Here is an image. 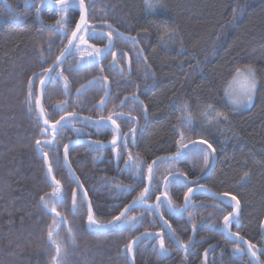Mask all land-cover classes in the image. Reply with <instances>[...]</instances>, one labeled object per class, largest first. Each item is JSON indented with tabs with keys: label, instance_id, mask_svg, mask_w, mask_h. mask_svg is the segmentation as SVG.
I'll return each instance as SVG.
<instances>
[{
	"label": "trees",
	"instance_id": "1",
	"mask_svg": "<svg viewBox=\"0 0 264 264\" xmlns=\"http://www.w3.org/2000/svg\"><path fill=\"white\" fill-rule=\"evenodd\" d=\"M162 3V9L148 11L144 0H85L91 28L110 24L125 34L114 36L115 47H122L130 56L132 94L141 99V105L131 110L136 121L146 126L136 132L135 145L129 141L131 148L118 150L119 160L112 149L82 143L69 150L70 163L89 195L95 219L100 223L111 221L148 185L146 177L141 185L125 170L128 152L147 164L157 157L174 155L179 140L174 127L182 116L179 105L187 101L193 119L190 126L181 127L183 143L190 147L193 141L207 140L215 151L201 145L209 153L207 165L202 155L194 154L174 164L157 161L152 165L154 173L168 180L172 179L171 173H182L189 181L198 180L215 192L236 195L241 226L233 223L231 229L259 247L258 259L264 264V0ZM58 9L45 0H0V264H52L56 254L47 237L55 213H49L40 200L45 194L46 199L54 195L55 189L47 175L45 156L36 147L38 139L55 178L61 181V193L74 191L77 196L75 212L70 198L63 203L49 201L67 218L56 229L63 242L61 264H131V258L135 264H245L237 256L240 242L221 228L222 217L232 208L224 207L204 191L196 192L192 204L179 215L170 213L165 205L159 209L164 219L146 207H136L126 214L143 218L135 228L126 225L105 231L88 227L86 202L65 166L63 145L83 133L104 141L111 140L113 133L98 132L92 125L75 120L53 142L51 133L39 134L37 106L36 111L28 106L30 82L35 85L36 100L38 96L39 83L34 74L50 68L67 45L61 33L50 30L60 19ZM65 15L69 23L63 27L70 35L80 11L73 8ZM88 41L107 43L100 35ZM83 48L62 62L68 93L63 78L46 85L43 108L50 122L70 112L107 117L122 101L120 87L125 88L123 79L127 76H108L111 55L99 64L77 68L90 51ZM245 66L254 68L258 87L251 105L239 108L228 103L226 90L235 69ZM101 75L108 76L112 86L104 107H100L107 90L104 81L79 90ZM57 105L65 110L60 111ZM208 105L223 112L227 120L205 119L202 110ZM117 123L122 125L121 120ZM135 125H128L125 131ZM103 151L114 159L110 165L101 160ZM121 185H131L135 190L121 193L117 191ZM188 187L174 185L168 189L172 204L183 206ZM165 221L182 246L169 237ZM156 233L164 238L166 254H161L158 242L150 241L156 239L151 235ZM139 235L130 253L126 246Z\"/></svg>",
	"mask_w": 264,
	"mask_h": 264
},
{
	"label": "snow or ice",
	"instance_id": "2",
	"mask_svg": "<svg viewBox=\"0 0 264 264\" xmlns=\"http://www.w3.org/2000/svg\"><path fill=\"white\" fill-rule=\"evenodd\" d=\"M49 3L52 4H58L59 5V13L60 19L56 21V25L54 28L50 29L51 31L59 32L63 35L65 40L67 41V45L63 47V50L59 52V54L56 56V59L54 62H52V67L44 69L42 73H37L35 75V79L38 81L39 85L47 87L45 85V79H48L50 82L54 79L63 78L64 79V91L65 94L68 93V84L66 78L63 77L62 71H56L55 75L53 76L52 73L54 69H60L62 66V58L66 57V54L71 55L73 53H78L81 51V45L86 44L87 41L84 38V34L87 33L89 39L95 38L97 33L95 29H90L88 25V21L86 18V12H87V6L85 4V0H48ZM146 7L150 10H155L157 8L164 7L160 0H145ZM78 9L80 11V22L76 24V29L74 31H71L69 35V30H66L63 25L69 23L68 17L65 15L69 12L70 9ZM37 13H39L40 9H36ZM109 27H111L109 25ZM112 33L109 32L107 34L109 40H108V46H106L104 49L95 48V45H92L91 47L95 49L94 52L89 51L88 56L89 59L86 61L88 64H99L100 57L103 54L109 53L111 46H113V42L110 39ZM123 35V34H120ZM135 43V40L132 41ZM63 44V41L61 42ZM51 47V45H49ZM115 63V62H114ZM79 67V65H78ZM43 77V78H41ZM97 83H103V80H97ZM233 85H239L238 88H234ZM256 74L254 68L251 66H245V67H237L235 69V72L233 74L232 82L229 86V89L227 90V95L230 98L231 104L235 106L240 105H250L253 101L254 94L256 91ZM35 85L30 82L29 83V91H28V106L33 111H36V105L39 104V101L36 100V97L33 92V88ZM83 87V86H82ZM79 91V90H77ZM133 101L137 100V97L133 96L131 97ZM123 103V102H122ZM103 101L101 102L100 107H104ZM56 107L60 108V111H64L65 109L57 105ZM179 110L182 113V116L179 119V122L177 125H175L174 130L177 132L179 136V140L176 141L177 149L174 155L169 157H157L156 160L152 161V164H147L143 160L140 159L139 156L133 157L131 152H128L127 154V160L124 162V168L127 170L131 177L141 183L143 185L145 181V177L147 178L148 186L143 187V191H140L139 194L131 200V203H129L127 206L123 208V211H120L118 216H115L111 221H109L106 224H101L99 221L95 219L94 213L92 211V205L91 201H86V207H87V224L90 229L94 230H105V231H115L119 229H123L126 225L129 227L135 228L143 219L142 217H136L128 215L126 216V213H130L131 210H134L136 207H145L148 210L155 211L159 216L162 217V213L159 212V209L161 205L167 206L168 210L172 214L179 215L180 213H183L186 211V209L192 204L191 197L194 195V190L192 187H188L187 193L184 194V207H177L174 204H172L171 199L169 198L168 189L171 186L174 185H183L188 186L192 183H196V189L195 192L203 191L204 188L202 185L198 183V180L196 182L189 181L187 179V176L182 173L173 172L171 173L172 179L168 180L166 177L161 179L159 178L158 173H154V169L152 165H155L157 161L160 162H166L169 164H174L179 160H188L191 159L194 154H200L202 155L205 160V165H207V156L209 153L201 147V145H207L208 149H211L212 152L215 151V149L212 147L210 143H208L207 140H200V141H193L191 146L184 144L183 141L185 139L184 132L181 131V127L184 125H191L192 124V114L189 111V104L187 101L181 102L179 105ZM202 115L205 117V119H220L223 118L224 120H227V116L223 112L216 111L212 105H208L205 107V109L202 110ZM115 117V118H114ZM77 119H80L78 115L74 112L67 113V115H60V118L58 120H55L54 123L50 122V119L45 116V109L40 106L39 111H36V120H37V126L39 128V134L41 136H46L51 133L52 138L55 139L56 135L59 134L65 127L68 125H72L73 122ZM118 120H123L126 122L127 125L136 124L138 123L135 119V117H132L131 115L124 116L122 113H110L107 117L101 116L99 120L92 121V119L85 118L84 123L90 124L93 127L97 129L98 132H111L113 133V138L110 141V144L115 149L118 146H123L125 150H127V145L129 141L132 142L133 145L136 143V128L130 127L128 129L127 133H124L121 131L120 124L117 123ZM63 121V123H62ZM50 125V127H49ZM57 125L60 127L57 128ZM76 132H79L80 129H75ZM119 141V145H118ZM36 147L38 150L42 152V154L47 157V152H43V147L41 140H36ZM48 145H51V141L46 142ZM99 141L94 142V144H90V147H95L96 145H99ZM53 147H58L56 145H52ZM63 151H64V157L66 158L68 155V145H63ZM117 160H119V156H117ZM146 169V172L144 171ZM48 172L51 174L52 172V166L49 164L48 166ZM74 182L77 184V187L81 188L82 194L86 196V192L83 191L82 185L80 184L79 177L75 176L73 173ZM51 179L54 181V195L48 197L46 199V196L48 194H45L44 196L40 197L42 206L45 207L49 213H55V216L52 219V224L49 226V230L47 231V237L49 242L54 246L55 248V255L52 257V264H61V260L59 259L61 257L62 252V241L58 239L59 233L56 231L59 224L64 223L66 221V217L57 210L54 204L50 203V200H55L58 203H63L66 198H70L72 201V208L75 212L77 210V203H76V193L74 191H70L69 193L62 194L60 191L61 188V181L55 179L54 176L51 177ZM199 179V178H198ZM161 189H164L162 192V195L164 197L163 200H161V196L156 195L157 192H161ZM135 189L131 185H121L117 188V191H120L121 193H131ZM155 196L156 203L155 204H149V199ZM214 198H219L221 201V204L224 207H231L232 211L227 212L226 215L222 217L223 224L221 225V228L224 232H226L229 236L233 237H239L240 241H243L244 238L242 236H239V233H233L231 231V227L233 223L239 224V211H240V201L235 196L228 192L224 193H213ZM234 202V203H233ZM221 211L224 210V208H220ZM123 218V219H122ZM164 227L168 230V235L171 239L176 240L179 243H183L182 241H179V238L176 236L174 230L171 229L170 225L167 224V222H164ZM195 227V226H193ZM71 228L68 229L69 234H71ZM150 235V234H145ZM154 235L156 239L159 241V249L161 254L167 253V248L165 247L164 238L159 233L151 234ZM139 239V238H138ZM127 248H131V244L126 246ZM255 248V245L248 244L247 251L251 254L252 257H256V252L253 251ZM240 251H243L241 249H238ZM257 264H258V258H257Z\"/></svg>",
	"mask_w": 264,
	"mask_h": 264
},
{
	"label": "flooded vegetation",
	"instance_id": "3",
	"mask_svg": "<svg viewBox=\"0 0 264 264\" xmlns=\"http://www.w3.org/2000/svg\"><path fill=\"white\" fill-rule=\"evenodd\" d=\"M89 25V28L90 29H95V31H96V33H97V35H100L101 37H104V38H106L107 39V43H105V44H95V43H92V44H95V45H97V46H100V47H102V46H106V45H108V40H109V38H108V36H107V34L109 33V32H111L112 33V35H111V37H110V39L111 38H113V41H114V46H113V48H112V50H110V52L109 53H106L103 57H105V56H108V55H111L112 56V63H110L109 65L111 66V71H109V73H108V76H110V77H114L115 79L117 78V75H119L120 77H122V76H124V75H126L127 77H125L123 80L126 82L125 83V88L123 87V86H121L120 87V92L123 94L124 93V95L122 96V101H121V103L119 104V106L117 107V109H116V111L114 112V113H122L124 116H128V115H131L132 117H135L134 115H133V112H132V106H134V105H137V106H140L141 105V99H138L137 98V100L136 101H133L132 99H131V97H133V94H132V78H129L130 77V71H131V66H132V64H131V60H130V56H129V54H126L125 53V50L122 48V47H115V35H118V36H120V37H124L125 36V34H123V35H120V34H122L120 31H116L115 29H113V28H111V27H108L107 25H110V24H105L104 25V27H106V28H99V29H96V28H91V24L89 23L88 24ZM85 40L87 41V43H91L90 41H88V35H87V33H86V35H85ZM87 43L86 44H82L81 46L82 47H87V48H89L90 49V51H92V52H94V50L91 48V47H89V46H87ZM83 48V49H84ZM83 51V50H82ZM88 57V52L86 51V55H85V58H87ZM103 57L100 59V61H102V59H103ZM85 58L78 64L79 65V67L77 66V68H80V67H82V66H87L88 65V63H86L85 62ZM67 59V58H66ZM65 59V60H66ZM64 60V61H65ZM86 60H88V58L86 59ZM115 62V63H114ZM100 63V62H99ZM92 64H90L89 66H91ZM56 71H62L63 73H64V69L61 67L60 69H57ZM55 75V73L53 74V76ZM108 76H99L98 78H100L99 80H103L105 83H106V85H107V87H108V82L110 83V79H109V77ZM43 78V77H42ZM59 79H62V78H59ZM92 80V79H91ZM123 80H121L120 81V83L123 81ZM49 82V81H48ZM47 82V83H48ZM96 83V82H95ZM84 85V84H83ZM82 85V86H83ZM110 86H111V83H110ZM39 88V87H38ZM118 88V87H117ZM80 89V88H79ZM111 91H112V86H111ZM106 93V92H105ZM44 97V96H43ZM37 98H38V96H37ZM107 102H108V100L106 101V103H104L105 105L107 104ZM123 102V103H122ZM67 114V113H66ZM66 114H64V115H66ZM94 118H98V117H94ZM100 118V117H99ZM78 120V119H77ZM80 121H82V120H80ZM119 121V120H118ZM84 122V121H83ZM121 122H122V125L120 126V128H121V131L122 132H124V133H127L128 132V130H126L125 131V129L128 127V125L126 124V122H124L123 120H121ZM138 122V121H137ZM53 123V122H52ZM145 126H146V123L144 124L143 123V125L140 123V122H138V123H136V125H135V127L134 128H136V132L138 133V132H142L143 130H144V128H145ZM78 138H91V139H96V138H93V137H89V136H87L85 133H83V135H81V137H78ZM78 138H76V139H78ZM97 140H101V141H104V140H102V139H97ZM112 140V139H111ZM111 140H109V141H104V142H110ZM56 141V137H55V139H53V142H55ZM90 145V144H89ZM118 145H119V141H118ZM98 147V146H97ZM132 146L130 145V143L127 145V150L129 149V148H131ZM100 149H112V151L114 152V154H115V157H117L118 156V150H125L124 149V147L121 145V146H118V147H116L115 149L113 148V146L112 147H107V148H105V147H99ZM101 160L102 161H105V160H107V163L110 165L111 164V162H113L114 161V159H112V156L111 155H109L108 157H106V152L105 151H103L102 152V154H101ZM196 184H190V187H193V186H195ZM195 194V193H194ZM158 196H162V194H160V195H158ZM161 200H163V199H161ZM156 202V199H155V201H151V202H149V204H154ZM167 207V206H166ZM182 208V207H181ZM159 216V215H158ZM163 216V215H162ZM262 225V224H261ZM241 225L240 224H238V227H240ZM231 231L232 232H234V233H239V232H237V231H235V230H232L231 229ZM240 234V233H239ZM262 234V233H261ZM241 235V234H240ZM242 236V235H241ZM231 237V236H230ZM243 237V236H242ZM233 238V237H232ZM234 239V238H233ZM173 240V239H172ZM234 240H236V239H234ZM150 241L151 242H158L159 243V241H158V239L156 240V239H154V240H152V238L150 239ZM176 241V240H175ZM238 241V240H237ZM173 242H174V240H173ZM177 242V241H176ZM175 242V243H176ZM240 242V241H239ZM249 243H250V241H249ZM177 244V243H176ZM250 244H252V243H250ZM252 245H255V244H252ZM182 246V245H181ZM238 249H241V250H243V251H240V250H238ZM238 254H237V256L238 257H242V261L245 263V264H254L253 263V261H252V259H251V255H250V253L247 251V247H246V245L245 244H243L242 242H240V246H238ZM253 251H255L256 252V257L258 258V257H260V251H259V247L257 246V245H255V248L253 249ZM248 260V261H247ZM259 260V259H258ZM247 261V262H246ZM260 262V261H259Z\"/></svg>",
	"mask_w": 264,
	"mask_h": 264
},
{
	"label": "water",
	"instance_id": "4",
	"mask_svg": "<svg viewBox=\"0 0 264 264\" xmlns=\"http://www.w3.org/2000/svg\"><path fill=\"white\" fill-rule=\"evenodd\" d=\"M45 2H46V4L47 5H49V6H51V7H59V5L58 4H52V3H49L48 2V0H45ZM86 18H87V21H88V10H87V12H86ZM80 22V19H78V21H77V23L76 24H78ZM108 27H109V25H107ZM75 29H76V26H75ZM74 29V30H75ZM85 35H86V33L84 34V37H85ZM111 40H112V42H113V46H114V41H113V38H111ZM92 45H95V44H92V43H87V46H89V47H91ZM106 46H108V45H106ZM106 46H102V47H100V46H97V45H95V48H99V49H104ZM113 46H111V48H110V50H112V48H113ZM92 48V47H91ZM93 49V48H92ZM94 51H95V49H93ZM105 54H103V55H101V57H100V59L104 56ZM69 57V55L68 54H66V57L65 58H62V62L66 59V58H68ZM93 64H96V63H93ZM92 64V65H93ZM90 64H88L87 66H89ZM52 67V66H51ZM56 70L57 69H54V71H53V73H52V75L56 72ZM100 78H94V79H92V80H90V81H88L87 83H85L84 85H83V87L81 86L80 87V89L79 90H83V89H85V88H87L88 86H90V85H92V84H94L97 80H99ZM49 80L48 79H45V85H47V82H48ZM44 92H45V87L44 86H41V85H39V88H38V98H37V101H39V104L38 105H36L37 106V111H39V107L40 106H42L43 107V96H44ZM110 94H111V86H110V83L108 82V87H107V90H106V93H105V95L103 96V98L101 99V101H100V104H101V102L103 101V103H106V101L109 99V97H110ZM77 115H78V117H80V119H78V120H82V121H84V119L85 118H89L88 116H86V115H84V114H81V113H76ZM67 115V114H66ZM91 119H92V121H96V120H99V118H94V117H90ZM52 123V122H51ZM54 123V122H53ZM62 123H63V121H62ZM49 127H50V125H49ZM60 126L59 125H57V128H59ZM96 141H99L100 143H99V145H96V146H98V147H105V148H107V147H112V145L110 144V142H104V141H101V140H97V139H91V138H78V139H73V140H71V141H69L68 143H67V145H68V155H67V157L65 158L64 157V151H63V160H64V163H65V166H66V168L68 169V171H69V173L71 174V177H73V173H74V175L75 176H78V174L76 173V171L74 170V168L72 167V165H71V163H70V160H69V150L71 149V147L72 146H74V145H76V144H94V142H96ZM45 163H46V168H47V175H48V178H49V180L53 183V185H54V181L51 179V177L52 176H54V174H53V172H51V174H49V172H48V166H49V159H48V156L47 157H45ZM159 161V160H158ZM152 164V163H151ZM55 177V176H54ZM79 177V176H78ZM56 179V178H55ZM79 181H80V184L82 185V189H83V191L84 192H86V196L85 195H83L82 194V191H81V188L80 187H77V189H78V191L83 195V197H84V200H85V202L86 201H90V198H89V195H88V193H87V191H86V189H85V187H84V185H83V183H82V181H81V179H80V177H79ZM200 181H198V183H199ZM200 185H202L203 186V188H204V192H206V193H209V194H211L212 196H213V193H218V192H215V191H213V190H211L210 188H208L207 186H205V185H203V184H201V183H199ZM148 186V185H147ZM196 186L197 185H195V186H193L192 188H193V190H194V193H196L195 192V189H196ZM222 193H224V192H222ZM231 194V193H230ZM232 195H234V194H232ZM236 196V195H235ZM237 197V196H236ZM161 199H164V197H163V195L161 196ZM215 199H217V200H219V198H215ZM76 201H77V196H76ZM157 202V201H156ZM155 202V203H156ZM154 203V204H155ZM234 203V202H233ZM146 207V206H145ZM184 207V204H183V206H182V208ZM187 210V209H186ZM92 211H93V209H92ZM185 212V211H184ZM240 212V211H239ZM127 214V213H126ZM161 219H164L163 218V216L161 217V216H159ZM123 219V218H122ZM108 223V222H107ZM101 224H106V223H101ZM168 225H170L169 223H167ZM223 224V223H222ZM170 227H171V225H170ZM172 229V228H171ZM224 232V231H223ZM225 234H227L226 232H224ZM234 233V232H233ZM261 233H262V236L264 237V219H263V221H262V225H261ZM228 235V234H227ZM142 235H139V236H137L133 241H132V243H131V248H130V253H131V251H132V249H133V247H134V245L136 244V242L139 240L138 238H140ZM229 236V235H228ZM239 236H241L240 234H239ZM231 237H233V236H231ZM234 239H236V240H238V241H240L239 240V237H233ZM244 238V237H243ZM174 240V239H173ZM174 242H176L175 240H174ZM240 242H242L243 244H245L246 245V247H248V244H250L249 243V241L246 239V238H244V240L243 241H240ZM179 246H181V244L180 243H178V242H176ZM251 255V254H250ZM251 259H252V261H253V263L254 264H257V257H252L251 256ZM131 264H135V262H134V260H133V258H131ZM258 264H261L260 262H259V260H258Z\"/></svg>",
	"mask_w": 264,
	"mask_h": 264
},
{
	"label": "rangeland",
	"instance_id": "5",
	"mask_svg": "<svg viewBox=\"0 0 264 264\" xmlns=\"http://www.w3.org/2000/svg\"><path fill=\"white\" fill-rule=\"evenodd\" d=\"M145 1V0H144ZM162 1L163 0H160V3L163 5V3H162ZM146 5V4H145ZM163 8V7H162ZM162 8H158V10H160V9H162ZM147 10L148 11H158L157 9H155V10H150V9H148L147 8ZM87 60H85V62H86ZM256 81H257V85H256V91H257V87H258V80L256 79ZM232 82V81H231ZM231 82H230V84H231ZM230 84L228 85V87H227V90L229 89V86H230ZM233 87L234 88H238L239 87V85H233ZM227 90H226V100L228 101V103H230L231 104V101H230V98H229V96L227 95ZM256 91H255V94H256ZM255 94H254V96H255ZM232 105V104H231ZM251 105V104H250ZM250 105H240V106H237V107H239V108H246V107H248V106H250ZM233 106H235V105H233ZM236 107V106H235ZM213 108L216 110V108L213 106ZM217 111V110H216ZM214 118H210V119H207L208 121H211V120H213Z\"/></svg>",
	"mask_w": 264,
	"mask_h": 264
}]
</instances>
